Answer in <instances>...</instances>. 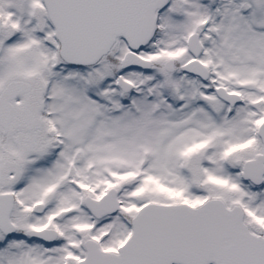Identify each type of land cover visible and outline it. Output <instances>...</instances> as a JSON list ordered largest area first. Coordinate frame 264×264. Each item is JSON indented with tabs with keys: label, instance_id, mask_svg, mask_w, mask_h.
Listing matches in <instances>:
<instances>
[{
	"label": "snow or ice",
	"instance_id": "1",
	"mask_svg": "<svg viewBox=\"0 0 264 264\" xmlns=\"http://www.w3.org/2000/svg\"><path fill=\"white\" fill-rule=\"evenodd\" d=\"M0 264H264V0H0Z\"/></svg>",
	"mask_w": 264,
	"mask_h": 264
}]
</instances>
